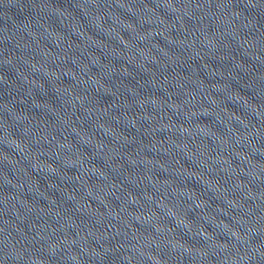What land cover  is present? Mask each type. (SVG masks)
Here are the masks:
<instances>
[{
	"label": "water",
	"instance_id": "obj_1",
	"mask_svg": "<svg viewBox=\"0 0 264 264\" xmlns=\"http://www.w3.org/2000/svg\"><path fill=\"white\" fill-rule=\"evenodd\" d=\"M0 264H264V0H0Z\"/></svg>",
	"mask_w": 264,
	"mask_h": 264
}]
</instances>
